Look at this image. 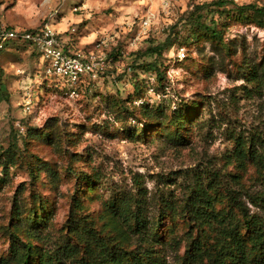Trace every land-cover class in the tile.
<instances>
[{"label": "rangeland", "instance_id": "374dc122", "mask_svg": "<svg viewBox=\"0 0 264 264\" xmlns=\"http://www.w3.org/2000/svg\"><path fill=\"white\" fill-rule=\"evenodd\" d=\"M255 7L264 10V0H0V26L39 29L53 15L54 29L75 34L80 51L105 37V53L115 57L72 98L53 86L39 53L21 46L0 53V259L12 255L11 232L28 230L32 219L42 222L35 238L22 230L21 239L57 251L78 197L76 217L105 237H117L106 227L115 203L134 210L131 200L145 201L154 248L176 264L165 245L187 226L179 213L161 220L160 210L181 205L196 177L224 195L264 191V174L236 158L238 141L264 138V95L249 93L244 78L264 62V18ZM156 47L161 53L150 54ZM155 62L160 72L146 67ZM16 200L23 223L13 217ZM186 250L183 243L180 257Z\"/></svg>", "mask_w": 264, "mask_h": 264}, {"label": "trees", "instance_id": "16d2710c", "mask_svg": "<svg viewBox=\"0 0 264 264\" xmlns=\"http://www.w3.org/2000/svg\"><path fill=\"white\" fill-rule=\"evenodd\" d=\"M254 9L256 14L264 18L263 9ZM238 17L244 21L250 19L242 12ZM263 22L259 26L264 27ZM36 30L28 29L31 32ZM213 34L214 37L219 36L216 31ZM59 38L64 42L63 48L66 52L80 51L79 40L75 38V34L59 33ZM16 46L37 54L36 49L30 50L25 43H8L0 53ZM161 49L156 47L149 52L155 55L161 53ZM109 59L112 60L111 65L115 63V57L110 55ZM157 64L150 63L146 67L160 72ZM244 78L253 88L249 93L264 95V62L250 67ZM90 82L87 79L81 89L89 90ZM183 120L180 118L179 122ZM236 158L238 161L251 160L258 171L264 174V138L256 137L248 142L238 141ZM232 178L239 184L238 176ZM87 179L88 177L84 180ZM135 182L141 191L142 184L137 180ZM214 188L212 183L204 184L201 178L196 177L188 184L181 205H173L176 208L173 209L172 204H166L160 210L161 220L171 212L179 213L187 226L182 238H175L165 245L176 254V264H264V191L249 193L244 188H227L224 195ZM223 199L227 200L228 206L218 209L217 204ZM74 200L76 203L68 221L67 241L57 251L48 253L33 242L21 239L19 232L22 230L34 239L35 233L32 230L42 223L32 219L34 224L30 225L28 219V230L22 225H17L11 232L12 255L1 258L0 264H31L34 256L40 258L41 264H169L166 256L154 248L157 242V236L154 234L155 224L147 218L145 201L131 200L129 203L135 205L134 210L131 206L123 208L122 203H115L114 213L107 216L106 227L116 231L117 237H105L94 231L92 222L83 217H76L83 210V203L81 198L76 197ZM22 216V207L16 200L13 217L18 223H23ZM183 243H186L187 250L185 255L180 257ZM45 257L49 262H44Z\"/></svg>", "mask_w": 264, "mask_h": 264}, {"label": "built area", "instance_id": "2783aa9c", "mask_svg": "<svg viewBox=\"0 0 264 264\" xmlns=\"http://www.w3.org/2000/svg\"><path fill=\"white\" fill-rule=\"evenodd\" d=\"M83 10L84 6L74 7V12ZM53 19L52 15L49 22L32 32L0 26V50L5 49L8 43H25L30 50L36 49L41 56L45 75L54 84L53 86L76 98L87 79L96 82L109 70L112 60L105 53L108 41L105 37L95 41L90 53L66 52L63 48L64 42L60 40L59 33L53 27ZM153 19V15L148 16L142 22L143 28L148 29ZM181 55L185 57V53L181 52Z\"/></svg>", "mask_w": 264, "mask_h": 264}]
</instances>
